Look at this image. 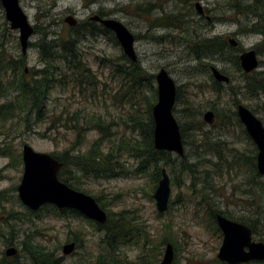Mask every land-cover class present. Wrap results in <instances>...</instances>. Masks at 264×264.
Wrapping results in <instances>:
<instances>
[{
    "label": "rangeland",
    "instance_id": "374dc122",
    "mask_svg": "<svg viewBox=\"0 0 264 264\" xmlns=\"http://www.w3.org/2000/svg\"><path fill=\"white\" fill-rule=\"evenodd\" d=\"M196 1H199L207 10V16L212 18L211 23L201 29L204 35H230L239 41L243 50L257 47L261 42V34L245 29L247 24L244 16L229 9L227 0H194V3ZM19 3L33 26L55 33L69 31V25L64 21L66 15H73L80 22L86 20L91 13L103 10L109 17L121 21L134 36H138L135 40V51L141 66L153 74L160 68H165L174 79L176 86L180 87L181 101L177 108L182 107L184 102L200 105L206 110L210 109L209 106L214 102L219 108H229L233 96L231 88L241 83L240 72L230 63L208 59L213 66L225 68L234 77L231 87L228 85L222 88L223 91L219 95L211 88V80L206 71L192 69L195 62L191 60L192 56L185 40L187 33L180 29L167 30L154 26L153 16L160 7L165 11H171L173 0H19ZM150 4L152 5L149 6ZM163 35L166 36L163 40L158 38ZM40 37L39 33H34L29 38L26 53L22 54L18 31L9 27L2 9L0 53L3 56L24 59L23 68L28 70L43 67L44 63L40 60L37 49ZM79 49L85 63L105 81V92H108L105 93V99L100 95V87L97 89L96 96L87 98L70 85L57 87L46 100L49 117L45 121L27 124L18 116L4 122L0 120V149L10 144L21 154L22 145L28 143L36 151L59 157L69 152L73 154L69 148L76 138L75 130L69 129L65 121L74 110H82L89 114L96 112L104 117L111 116L115 119L125 114L127 106H120L109 99L118 85L110 77L109 68L105 67V60H116L119 57L122 50L120 45L113 42L109 35L100 34L81 40ZM258 58L264 61L263 50L258 53ZM256 71H264V63L258 65ZM154 86L156 87L155 79ZM4 94H0V104L11 97L9 93ZM237 98L246 107H254L255 115L264 124V93L255 96L238 93ZM52 121H55L54 125H51ZM204 129L213 136L220 135L226 141L222 146L230 150L229 158L230 155H235L236 151L248 154L253 148L254 144L242 135L241 128L238 126H224L218 123L212 127L206 123ZM121 132L130 133L126 128L121 129ZM97 136L96 130L87 131L85 140L80 146L81 152H84ZM117 136L119 131L114 136L115 140ZM190 139V144L185 146L189 162H195L199 155L205 161L210 159L218 164V167L214 168L211 164L204 166L206 169H211L206 179V184L210 186L207 188L210 198H206L199 192L201 184L192 186V175L180 171V164L175 160L173 153L170 159L171 168H166L171 188L169 209L160 217L157 215L158 211L153 198L154 191L151 192L154 183L148 172L131 174L128 177L94 179L85 176L76 168H70L69 176L75 179L84 192L102 199L106 214L125 210L129 217L144 224L150 241L144 242V239H140L138 243L133 242L120 249L121 256L129 263H137L138 258L143 255L146 257L143 264H154L156 261L158 264L163 256L165 243L170 242L167 238L171 235L177 244L174 248L170 242L174 251L171 264H216L222 234L218 233L211 221L210 214L215 209L223 210L233 217L245 215L259 232V236H253L254 239L259 240L260 236L264 235V176L258 178L259 183L252 185L251 189L255 197L254 200L248 201L247 195L239 192L244 189L249 175L247 171L226 168L225 163H219L216 158L211 157V154L196 149L195 144L199 145V142L194 139V135L190 136ZM254 147L256 148L255 145ZM78 150L79 148L75 151ZM224 152L226 150L223 154ZM165 159V157L160 159L159 165H162ZM129 163L132 164V168L137 165L132 159ZM0 170L4 175L0 179V190H2L19 183L23 164L15 165L10 157L0 153ZM245 200L249 202V206L246 205ZM10 211L22 218L21 221L15 222L20 232L12 244L18 251L21 249L22 239L28 235L27 240L33 244L45 246L48 249L59 246L56 252L63 258V264H79L80 262L90 264L99 252L98 243L102 233L96 232L92 224L84 218L47 216L44 212L39 213L38 216L29 215L21 202L12 199L4 204V207H0V228H3L4 232L9 229L4 219ZM6 236L9 237L8 234ZM77 236L78 238L82 236L81 245L76 241L77 246L74 251L69 255H63L62 245L69 240L73 241V238ZM5 248L4 237L0 235V258ZM24 254L25 256L19 261L20 264H25L27 255L25 252ZM246 264H264V260Z\"/></svg>",
    "mask_w": 264,
    "mask_h": 264
},
{
    "label": "trees",
    "instance_id": "16d2710c",
    "mask_svg": "<svg viewBox=\"0 0 264 264\" xmlns=\"http://www.w3.org/2000/svg\"><path fill=\"white\" fill-rule=\"evenodd\" d=\"M227 2L229 9H232L236 14L244 16L247 24L245 29L261 34V42L257 47H253L258 55L260 50L264 51V0H227ZM173 3L171 11H165L160 7L156 15L153 16L154 26L167 30L180 29L187 33L185 40L192 56L191 60L195 62L192 69H202L208 73L213 91L220 95L223 91L222 88H226L228 85L231 87L234 77L225 68H219L223 74L229 77V82L224 83L215 80L210 72L209 68L212 64L208 59L230 63L240 72L241 83L231 88L233 96L231 97L230 107L219 108L215 102L209 106L214 112V121L210 126L215 127L218 123L224 126H238L241 128L242 135H245L250 140L236 114L235 107L240 103L237 94L255 96L264 93V71L254 70L250 73H245L239 64L238 55L243 50L239 42L236 46H232L225 36H207L201 32V29L209 25L211 20H206L204 16L196 12L194 0H173ZM2 9L3 7L0 3L1 13ZM205 13H207L206 9ZM99 14L101 15V13ZM252 20L255 21L252 22ZM4 23L6 24V21ZM33 27L34 33L41 35L37 42V49L39 58L44 65L36 70L27 69L26 72L25 68H23L24 59L6 58L0 53V94L5 93L4 95H8L9 93L11 95L9 100L0 104V120L4 122L18 116L27 124H38L45 121L49 117V108L46 106V100L57 87L70 85L86 98L96 96L97 89L100 87V95L105 99V93H108L105 92L106 83L99 74L85 63L81 56L79 44L81 40L87 37H95L103 33L105 36L109 35L113 42L119 44L114 33L92 21L85 23L83 26H69V31L63 33L40 30L38 26ZM164 37L166 36H158L162 40ZM136 39H138L137 35L135 36ZM263 63L264 61L259 60L258 65ZM105 67L109 68L110 77L118 85L112 96H109V99L120 106H127L126 112L124 115H119L118 119L111 116L104 117L96 112L89 114L82 110H74L71 115L69 114V119L65 121V125H68L69 129L75 130L76 138L71 142L69 148L73 154L69 152L61 157L52 154L62 163L58 177L67 185L69 184L68 186L71 188L83 191L75 182V179L69 176L71 173L70 168H76L85 176H90L94 179H110L118 176L128 177L131 174L148 172L154 183L151 187V192L153 193L161 175V168H171L170 159L171 154H173L155 149L153 146L154 124L151 110L157 95L156 87L154 86V74L147 72L138 59L136 61L130 60L122 50L116 60H105ZM2 89L3 91L1 92ZM180 99V87L176 86L173 114L179 124L184 145V156L180 157L175 154V160L180 164V171L192 175V186L201 184L202 187L199 192L202 194L206 193L207 198H210L207 191L210 186L206 184V179L211 169H206L204 166L211 164L214 168L215 166L218 167V164L213 163L210 159L205 161L199 155L195 162H189L185 146L190 144V136L193 137L194 135V139L199 142V145L195 144L197 150L211 154V157L213 159L216 158L219 163H225L226 168L244 169L247 171L249 175L244 184V189L239 190V192L247 195L248 200H254L255 194L251 188L252 185L259 183L258 178L260 177L256 168V148L254 145L248 154L236 151V154L230 155L229 158L228 152L230 150L224 149L222 146L226 141L220 135L213 136L204 129L206 122L203 119V113L206 108L187 102H184L182 107L177 108L181 101ZM249 109L255 114L254 107ZM54 123L55 121H52L51 125H54ZM123 128L129 129L130 133H122L121 129ZM89 130H96L98 136L84 152H81L80 146L83 144L85 134ZM118 131L119 136L115 140L114 136L118 134ZM78 148L79 150L75 151ZM224 150L226 152L223 154ZM0 153L10 157L15 165H22L21 154L14 150V147L10 144L5 146V148H1ZM164 157L166 159L163 164L159 165V160ZM130 159L137 163L134 168L129 163ZM3 177L4 175L0 170V179ZM12 199L21 202L17 195L16 185L0 190V207H4V204L9 203ZM95 200L104 209L105 204L102 199L99 196H95ZM24 207L29 215L38 216L39 213L44 212V215L47 216H75L84 218V220L92 224L96 232L102 234H100L98 243L99 252L90 264H143L146 260V257L141 255L137 263H129L120 254L122 246L131 245L133 242L138 243L140 239H144V242L150 241L144 224L129 217L125 210L118 213L107 212L106 221L98 223L75 209L58 208L50 203L40 206L37 210H31L25 205ZM215 211L247 224L251 228L253 236H259L254 224L245 215L233 217L223 210L215 209ZM215 211L211 212L210 217L216 230L220 233L215 222ZM162 213L164 212H157V215L160 217ZM4 220L5 225L9 229L4 232L3 228H0V235L4 237L5 245L10 246L18 237V232H20L16 228L15 222L21 221L22 218L10 211ZM6 234L9 235L8 238ZM27 237L28 235H25L26 239H22L21 249L15 256L9 257L2 253L0 264H20V259L25 256L24 252L27 255L25 264H63V258L58 256L56 252L59 246L54 249H48L45 246L33 244L30 240H27ZM81 237H74L73 240L81 245ZM260 237L259 240L264 241V235L262 234ZM167 239L175 248L177 244L172 236H168ZM246 263L248 262L239 264ZM79 264L83 263L80 262ZM154 264H157V261ZM216 264L226 263L218 259Z\"/></svg>",
    "mask_w": 264,
    "mask_h": 264
},
{
    "label": "water",
    "instance_id": "95a60500",
    "mask_svg": "<svg viewBox=\"0 0 264 264\" xmlns=\"http://www.w3.org/2000/svg\"><path fill=\"white\" fill-rule=\"evenodd\" d=\"M4 10V17L9 27L18 31V40L22 54L26 53L29 38L34 33V27L28 20L19 0H0ZM198 14H204L203 6L199 1L194 3ZM209 20V16H206ZM90 19L99 21L105 28L114 33L123 53L132 61L137 60L135 51V36L119 20L111 17L101 18L94 14ZM65 22L73 25L76 19L72 15L64 18ZM227 41L236 46L238 41L229 37ZM239 64L245 73L257 69L259 58L253 48L245 49L238 55ZM213 78L217 81L228 83L229 77L223 74L216 66H210ZM156 101L152 105L153 118V146L155 149L173 152L180 157L184 156L179 124L173 114L176 99V83L165 68H160L155 74ZM236 114L243 124L246 133L254 142L256 153V168L259 174H264V124L248 107L238 103ZM203 119L207 123L214 120V112L211 109L203 113ZM23 172L16 187L17 195L22 204L31 210H37L40 206L50 203L58 208H71L79 211L84 216L98 223H104L107 214L99 206L95 198L83 191L68 186L59 179L58 171L61 162L52 154L36 151L28 143H24L21 149ZM171 194L170 178L165 169L161 168V175L153 193L155 206L158 212H164L168 208ZM218 228L221 230L222 240L218 248L217 258L226 264H239L250 261L264 260V241L256 240L252 230L244 223L229 219L217 213L215 215ZM75 241H69L62 245V254L69 255L75 249ZM18 250L13 245L4 249L6 256H15ZM174 251L170 242L165 243L163 256L158 264H171Z\"/></svg>",
    "mask_w": 264,
    "mask_h": 264
},
{
    "label": "flooded vegetation",
    "instance_id": "af4514ba",
    "mask_svg": "<svg viewBox=\"0 0 264 264\" xmlns=\"http://www.w3.org/2000/svg\"><path fill=\"white\" fill-rule=\"evenodd\" d=\"M204 9V8H203ZM197 12V11H196ZM99 13H101V15L99 14ZM198 13V12H197ZM94 14H97V15H99L101 18H105V17H109L108 16V14H105V12L103 11V10H99V11H97V12H94V13H91L90 15H88L87 16V19L86 20H84V21H80L79 22V20H77L76 18V22L73 24V25H69L68 23V25L69 26H83L85 23H87V22H90V21H92V22H96L97 24H99V25H102L99 21H96V20H92V19H90V16L91 15H94ZM200 15H202V16H204V18L207 20V18H206V16H207V14L205 13V9H204V14H200ZM67 16V15H66ZM65 16V17H66ZM73 16V15H72ZM64 17V18H65ZM112 18V17H111ZM211 20V18H209V21ZM65 21V20H64ZM103 26V25H102ZM104 34V33H103ZM230 37V35H226L225 36V38L226 39H228ZM26 70V72H27V69H25ZM238 117V116H237ZM239 119V118H238ZM214 121V120H213ZM240 121V120H239ZM207 123V122H206ZM240 123H241V121H240ZM208 124H211V123H208ZM242 124V123H241ZM242 126H243V124H242ZM243 128H244V126H243ZM244 130H245V128H244ZM248 135V134H247ZM250 138V137H249ZM250 140L252 141V139L250 138ZM252 143L254 144V142L252 141ZM255 145V144H254ZM171 153H173V152H171ZM256 153H257V151H256ZM175 154V153H174ZM177 155V154H176ZM62 164V163H61ZM61 168V167H60ZM59 172V171H58ZM257 172H258V170H257ZM259 174V173H258ZM259 176L260 177H262V176H264V174H259ZM259 177V178H260ZM18 185V184H17ZM17 185H16V187H17ZM17 190V189H16ZM206 193H204V195H205ZM205 197L207 198V196L205 195ZM209 199V198H208ZM247 200H245V202H246ZM249 201V200H248ZM246 202V205L247 206H249V202ZM252 204V202L250 201V205ZM217 213H220L219 211H215V214H214V217H215V215L217 214ZM220 214H222V213H220ZM223 215V214H222ZM241 215H243V214H241ZM225 216V215H224ZM225 217H227V216H225ZM227 218H229V217H227ZM229 219H231V218H229ZM232 220H234V219H232ZM235 221H237V220H235ZM215 222H216V219H215ZM238 222H240V221H238ZM241 223H243V222H241ZM245 224V223H244ZM216 225H217V223H216ZM247 225V224H246ZM248 226V225H247ZM218 227V226H217ZM219 229V228H218ZM220 230V229H219ZM220 232H221V230H220ZM74 241V240H73ZM69 242V241H68ZM75 243H76V241H75ZM76 246H77V243H76ZM7 247V246H6Z\"/></svg>",
    "mask_w": 264,
    "mask_h": 264
},
{
    "label": "bare ground",
    "instance_id": "6f19581e",
    "mask_svg": "<svg viewBox=\"0 0 264 264\" xmlns=\"http://www.w3.org/2000/svg\"><path fill=\"white\" fill-rule=\"evenodd\" d=\"M75 26V25H74ZM56 58V57H55ZM69 185V184H68ZM74 189V188H73ZM95 198V197H94Z\"/></svg>",
    "mask_w": 264,
    "mask_h": 264
}]
</instances>
